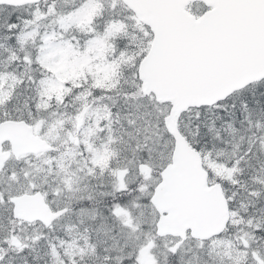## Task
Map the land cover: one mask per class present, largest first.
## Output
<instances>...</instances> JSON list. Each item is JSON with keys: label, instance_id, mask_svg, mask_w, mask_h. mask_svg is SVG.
Segmentation results:
<instances>
[{"label": "snow or ice", "instance_id": "snow-or-ice-1", "mask_svg": "<svg viewBox=\"0 0 264 264\" xmlns=\"http://www.w3.org/2000/svg\"><path fill=\"white\" fill-rule=\"evenodd\" d=\"M0 264H264V0H0Z\"/></svg>", "mask_w": 264, "mask_h": 264}]
</instances>
